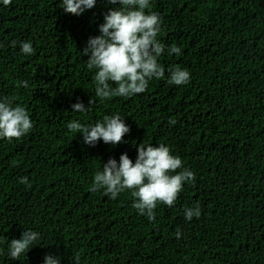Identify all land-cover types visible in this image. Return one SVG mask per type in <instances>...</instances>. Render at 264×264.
I'll return each mask as SVG.
<instances>
[{
	"label": "trees",
	"instance_id": "trees-1",
	"mask_svg": "<svg viewBox=\"0 0 264 264\" xmlns=\"http://www.w3.org/2000/svg\"><path fill=\"white\" fill-rule=\"evenodd\" d=\"M150 3L165 77L142 94L101 100L81 53L119 5L97 0L74 16L62 0H0V100L15 98L34 123L19 140L0 139V264H45L49 254L61 264L77 256L79 264H264V0ZM29 41L34 55L21 51ZM171 45L181 54H169ZM176 66L190 72L188 84L168 83ZM78 101L91 110L72 112ZM116 115L130 128L116 146L86 145L67 128ZM141 143L164 144L195 175L174 206L157 204L152 221L133 207L131 190L116 199L90 190L110 158L127 153L135 163ZM197 204L200 217L188 221L185 209ZM27 230L40 239L13 260L10 241Z\"/></svg>",
	"mask_w": 264,
	"mask_h": 264
},
{
	"label": "clouds",
	"instance_id": "clouds-1",
	"mask_svg": "<svg viewBox=\"0 0 264 264\" xmlns=\"http://www.w3.org/2000/svg\"><path fill=\"white\" fill-rule=\"evenodd\" d=\"M97 0H62L63 11L67 14L80 16L86 10L95 7ZM12 0H3L4 6L11 5ZM111 5H119L107 12L104 22L99 26L100 35L90 37L87 47L81 55L88 56L86 62L89 69H95V95L101 100L112 97H131L144 93L153 78L163 79L165 68L158 62L165 53V45L157 37L161 31V19L155 12H146L151 8L150 0H108ZM21 51L25 55H34L35 49L31 42H23ZM169 54H181V49L171 45ZM190 82V72L179 66L169 70V84L177 86ZM27 88L28 82H20ZM15 98L4 97L0 100V139L19 140L31 132L34 123L25 107L15 104ZM96 100L90 99L89 105ZM92 107L85 108L82 102L72 105V112L85 113ZM175 124V120L170 121ZM67 128L83 136V142L95 146L97 142L113 146L126 143L124 137L130 132L125 120L119 115L105 116L94 125H83L79 121H70ZM180 171H177V170ZM195 181L194 173L184 167L182 159L171 154L170 148L164 144L145 146L141 143L137 148L135 163L124 153L119 163L110 158L102 165V170L94 176L90 190H104V195L116 199L125 190H131L135 198L133 207L140 215L155 219L158 203L174 206L185 183ZM28 184L27 177L20 180ZM201 215L199 204L185 209V218L191 221ZM177 239L181 232L175 234ZM40 234L33 230L23 231L19 239L10 241L8 252L13 260L32 249ZM79 256L75 257L79 264ZM45 264H61L59 257L51 254L45 256Z\"/></svg>",
	"mask_w": 264,
	"mask_h": 264
}]
</instances>
